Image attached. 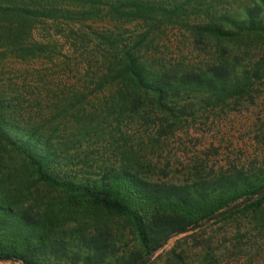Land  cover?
Segmentation results:
<instances>
[{"label": "trees", "instance_id": "trees-1", "mask_svg": "<svg viewBox=\"0 0 264 264\" xmlns=\"http://www.w3.org/2000/svg\"><path fill=\"white\" fill-rule=\"evenodd\" d=\"M49 22L81 44L84 35L91 36L106 52L91 93L105 86L110 92L90 117L87 94L80 91L44 122L33 116L23 121L18 113L24 101L14 96L21 93L0 83V260L188 264L181 239L158 252L188 227L203 223L189 230L200 231L230 220L248 226L234 237L232 250L259 253L253 242L264 238V194L204 221L264 190V163L184 183L163 182L143 176L126 161L104 160L97 155L101 142L96 136L102 142L109 136L115 145L123 136L114 134H123L121 126L136 120L151 121L165 135L197 106L251 96L264 79V54L243 58L229 45L255 40L264 50V0H0V58L42 54L48 46L31 41L32 34ZM132 24L136 31H121ZM167 29L188 34L197 51L211 48V58L149 63L143 54ZM7 64L0 60V72ZM73 118L76 132L67 134ZM201 247L198 264H216L215 251Z\"/></svg>", "mask_w": 264, "mask_h": 264}, {"label": "rangeland", "instance_id": "rangeland-1", "mask_svg": "<svg viewBox=\"0 0 264 264\" xmlns=\"http://www.w3.org/2000/svg\"><path fill=\"white\" fill-rule=\"evenodd\" d=\"M93 28L100 29V26L93 25ZM137 29L135 24L121 27V31H126V34ZM61 31L59 25L51 22L37 25L31 41L47 44V50L35 57L18 59L7 54L0 58L8 62L7 67L0 72V83L12 88L13 92L21 93V96H14L15 101H24L18 113L23 121L33 116L44 122L46 115L53 116L59 112L57 110L63 107L64 101L67 98L75 99L74 95H80V91L87 94L85 104L90 117L92 108L98 101L107 99L110 92L105 86L103 90L91 93L95 86L92 78L100 75L97 71L102 66L101 59L108 56L106 52L98 49L91 36L84 35L81 44L67 30ZM155 43L143 55L149 63L155 62L156 65L163 61L166 65L180 61L190 64L209 60L212 56L211 48L197 51L192 37L183 35L177 29H167L164 34L158 35ZM229 50L247 59L264 54L255 40L230 44ZM199 107L194 113L178 120L173 128H168L169 133L165 135H160L156 131L158 126L155 128L151 121L145 124L136 120L121 126L123 134H114L116 139L123 136L115 145L109 144V136L104 142L96 136L103 143L102 146L99 144L97 155L110 160V163L116 161V165L118 161H126L140 169L143 176L173 183H184L198 176L209 177L220 171L264 163V79L253 88L249 97L229 100L215 107ZM95 113L98 115V111ZM74 121L73 118L67 123V134L76 132L72 130L76 127ZM163 124L166 125V122L163 121ZM240 223L239 226L238 222L232 220L212 223L200 231L175 235L158 253L168 250L181 239V244L189 251L188 264H198L202 244L215 251L216 264H264V238L251 241L254 247L259 248V253L249 252L244 247L232 250L230 245L234 237L248 231L246 222ZM242 240L246 241L244 238ZM0 264L19 263L0 260Z\"/></svg>", "mask_w": 264, "mask_h": 264}, {"label": "water", "instance_id": "water-1", "mask_svg": "<svg viewBox=\"0 0 264 264\" xmlns=\"http://www.w3.org/2000/svg\"><path fill=\"white\" fill-rule=\"evenodd\" d=\"M259 194H261V195L264 194V190H260V191H257V192L254 193V194H250V195H248L246 198L242 199L241 201H239V202H237V203H234L233 205H231V206L228 207L227 209H225V210H223V211H220V212L214 214L213 216L209 217V218H208L206 221H204V222L211 221V220H213L214 218H217L218 216H220L221 214H223V213H225V212H228V211L234 209L235 207H238V206H240V205H242V204H244V203H246V202H249L250 200L254 199V198H255L257 195H259ZM202 224H203V223L195 224V225H193V226H191V227H188V228L185 229V230H186V231H189V230H191L192 228H197V227L201 226ZM160 247H161V244L158 245L157 249H159ZM137 264H142V262H139V263H137Z\"/></svg>", "mask_w": 264, "mask_h": 264}]
</instances>
